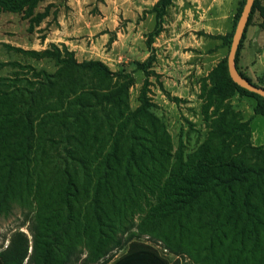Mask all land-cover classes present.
Instances as JSON below:
<instances>
[{"label": "trees", "instance_id": "1", "mask_svg": "<svg viewBox=\"0 0 264 264\" xmlns=\"http://www.w3.org/2000/svg\"><path fill=\"white\" fill-rule=\"evenodd\" d=\"M46 1L0 0V13L26 12L24 17L33 27L55 7L50 3L34 16V10ZM263 1L255 0L235 56L238 74L250 82L239 60L254 13L258 11L264 18ZM245 2H240L232 31L214 37L232 43ZM172 4L173 0H158L151 9L156 28L149 36V45L161 32ZM51 46L52 50L40 52L14 49L34 58H54L59 64L54 74L42 71L39 81L28 75L0 77V215L10 214L15 203L26 206L31 198L38 200L32 248L19 234L22 239L11 240L0 251V264H67L69 257L59 251L67 239L85 241L89 252L83 264H99L102 259L100 264H108L115 256L112 252L123 247L117 235L126 229L125 220L116 219L152 199L155 205L143 220L141 231L157 234L173 252L184 250L175 244L183 217L203 200L206 204L204 213L198 212L199 220L211 217L210 224L218 223L219 218L228 220L232 213L237 214L234 247L238 249L230 251L237 264H264V150L242 146L248 124H235L231 132L224 130L232 113L229 107L217 105L214 137L207 140L202 155L196 153L187 163L180 160L167 176V164L158 168L160 159L167 157L164 128L146 105L130 111L128 95L134 78L113 72L99 60L78 62L66 48L62 57L60 48ZM152 60L150 56L138 68L146 69ZM8 65L12 64L0 63V68ZM215 72L223 85L219 91L256 97V114L264 117V98L232 80L227 60ZM73 76L78 79L72 80ZM221 95L216 100L226 98ZM247 149L256 151L253 163L241 154ZM211 203L216 205L209 214ZM167 224L173 229L161 231ZM211 230L209 241L219 229ZM244 256L253 258L252 262L241 263ZM112 264L167 263L156 252L141 249Z\"/></svg>", "mask_w": 264, "mask_h": 264}, {"label": "rangeland", "instance_id": "2", "mask_svg": "<svg viewBox=\"0 0 264 264\" xmlns=\"http://www.w3.org/2000/svg\"><path fill=\"white\" fill-rule=\"evenodd\" d=\"M154 2L156 0H48L39 4L33 12L34 16L44 11L50 3H54L55 7L50 9L49 16L43 22L33 27L24 17L26 12L0 13V63L12 64L0 68V77L22 78L28 75L34 81H39L42 80V71L54 74L59 68L54 58H34L14 49L40 52L52 50L53 44L63 52L62 57L66 48L78 62L99 60L115 73L131 75L134 84L128 95L130 111L146 105L147 111L164 128L167 157L160 159L158 168L167 164V176L180 160L187 163L196 153L201 154L207 140L213 139L212 133L218 121L215 115L219 114V111L215 113L217 105L229 107L232 113L224 124V130L231 132L235 124L246 123L248 127L242 134V146L264 150V117L256 114L259 100L248 94L236 92L230 95L227 91H219L223 90V85H219L220 78L215 70L220 63L228 61L231 43L214 36L232 31L233 26L229 30L231 23L228 25L226 21L228 14L220 13L221 21L219 15L207 11V21L211 27L201 29L196 23L185 28L175 21L173 14L169 16L167 13L161 32L149 45V36L156 28L155 13L151 11ZM184 19L188 21L191 17L187 15ZM200 21L196 20L197 23ZM249 27L243 48L245 42L250 40L253 53L250 65L254 71L239 67L253 83L264 88V18L260 12L254 13ZM53 33L64 34L70 42L83 44L74 52L65 44L52 43ZM150 56H153V60L149 67L139 69L138 64L146 62ZM17 64H21V67ZM74 79L78 78L73 76ZM222 93L226 98L221 103L216 98ZM147 140H150L149 136ZM242 153L246 162H254L256 151L252 153L251 149H247ZM30 200L32 202L26 206L15 203L10 214L0 215V251L6 249L11 240L20 239L19 234L29 240L32 248L38 200ZM152 201H144L140 209L134 208L125 213L123 219H116L125 220L126 229L117 235L123 247L112 252L115 256L108 264L141 249L156 252L167 264H237L230 253L238 249L234 247L237 246L234 243L236 213H232L228 220L219 218L218 223L212 221L210 224L211 217L207 221L206 218L199 220L198 212H203L206 204L202 200L194 211L185 214L182 227L178 228L175 244L182 245L184 250L173 252L157 234L141 231L143 220L147 219L146 215L155 205V200ZM215 205L210 204L209 214ZM224 210L227 212V208ZM213 227L219 230L209 241L208 231H212ZM171 229L173 227L167 224L161 231L169 232ZM59 251L69 257L67 264H83L89 252L85 241L80 243L76 239H67ZM241 260L244 261L241 263H246L252 262L253 258L244 256Z\"/></svg>", "mask_w": 264, "mask_h": 264}, {"label": "crops", "instance_id": "3", "mask_svg": "<svg viewBox=\"0 0 264 264\" xmlns=\"http://www.w3.org/2000/svg\"><path fill=\"white\" fill-rule=\"evenodd\" d=\"M242 0H173V4L168 9V14L174 15L175 21L180 22L181 25L185 28L190 27L191 24H199L201 29H206L207 27H211L208 24L207 21V11L208 13L212 12L216 15H219L220 20L222 21V16L220 13H227V19L228 25H230V29L232 28L234 24V17L235 14L240 6V2ZM158 2H154L153 6ZM140 7H143L140 5ZM199 9V10H198ZM199 13V15H197ZM231 14V15H230ZM191 17L188 21H184L185 16ZM196 20H201L200 23H197ZM190 24V25H189ZM214 27V25H212ZM250 28V27H249ZM228 30V31H229ZM68 33V32H67ZM229 32L223 33V34H217V35H227ZM54 34V33H53ZM52 43L56 44H65L70 50L76 52L77 48L83 44L82 42L79 44L78 42H74L66 39L64 34L58 35L57 33L53 35V38H51ZM79 45H78V44ZM250 40L245 42L243 53L240 57L239 65L241 68L248 69L247 71H254V68L252 65H250V60L253 58V53L251 52V46H250ZM99 45V44H95ZM82 46V45H81ZM250 75V73H249Z\"/></svg>", "mask_w": 264, "mask_h": 264}, {"label": "water", "instance_id": "4", "mask_svg": "<svg viewBox=\"0 0 264 264\" xmlns=\"http://www.w3.org/2000/svg\"><path fill=\"white\" fill-rule=\"evenodd\" d=\"M255 0H246L244 8H243V12L241 15V19L235 29L234 35H233V39H232V43L230 46V51H229V55H228V70H229V74L230 77L232 78V80L238 84L240 87L256 93L258 95H260L261 97L264 98V88L257 86L256 84H254L253 82H250L244 78H242L238 72L235 69V56H236V52L237 49L239 47V44L243 38V35L245 33L247 24L249 22V18L254 6Z\"/></svg>", "mask_w": 264, "mask_h": 264}]
</instances>
